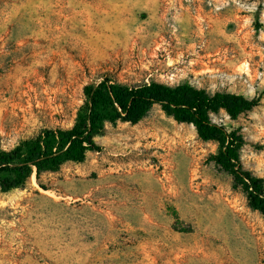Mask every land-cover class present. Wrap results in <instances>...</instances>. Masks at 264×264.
<instances>
[{
  "label": "rangeland",
  "instance_id": "obj_1",
  "mask_svg": "<svg viewBox=\"0 0 264 264\" xmlns=\"http://www.w3.org/2000/svg\"><path fill=\"white\" fill-rule=\"evenodd\" d=\"M184 83L261 98L211 118L264 180V0H0V144L70 129L84 87ZM99 152L0 191V264H264V217L219 144L155 106L106 123Z\"/></svg>",
  "mask_w": 264,
  "mask_h": 264
},
{
  "label": "trees",
  "instance_id": "obj_2",
  "mask_svg": "<svg viewBox=\"0 0 264 264\" xmlns=\"http://www.w3.org/2000/svg\"><path fill=\"white\" fill-rule=\"evenodd\" d=\"M84 101L70 129H44L36 137L19 142L10 149L0 144V191L8 193L25 188L35 174L37 181L45 173H54L67 163H83L91 152H99L95 138L106 123L143 121L155 106L181 124L196 128L203 141L219 144L213 161L234 179L236 189L247 197L249 207L264 217V180L246 171L239 150L244 139L235 130L215 123L211 116L221 111L233 120L261 105L234 93H209L190 83L169 86L150 82L137 86L103 78L84 87Z\"/></svg>",
  "mask_w": 264,
  "mask_h": 264
}]
</instances>
